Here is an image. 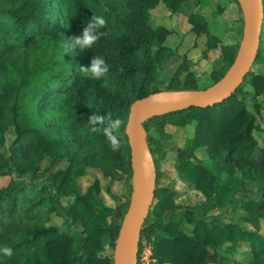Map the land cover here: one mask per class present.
<instances>
[{
    "label": "trees",
    "instance_id": "obj_1",
    "mask_svg": "<svg viewBox=\"0 0 264 264\" xmlns=\"http://www.w3.org/2000/svg\"><path fill=\"white\" fill-rule=\"evenodd\" d=\"M158 1L123 0L121 31L114 32L106 25L101 29L106 35L91 49L81 51L68 50L65 45L68 37L80 34L95 14L89 9L92 0H0V144L9 127L13 132L9 154L0 152V174L9 176L0 186V247H12L13 255L9 258L0 253V264H112L111 252L103 250L100 240L105 233L114 240L118 223L110 219L106 223V218L117 210L121 219L126 204L121 208L102 204L95 196L97 179L79 191L76 177L89 165L110 177L120 178L117 171H124L123 176L130 172L123 126L133 99L160 89L203 87L189 71L179 77L180 70L162 87L147 85L152 65L162 58L166 49L163 40L170 32L163 25L151 27L147 22L148 10ZM162 1L174 12L185 0ZM186 20L193 32L206 36L208 47L216 45L201 14L190 12ZM260 42L261 35L253 62L261 59ZM236 47L237 42L218 46L219 61L209 72L211 82L228 66ZM93 56L103 57L109 67L100 80L86 78L80 71ZM108 78L114 86L104 85ZM244 85L254 87L255 92L250 93L254 97L263 94L264 74L247 71L234 91L219 102L188 106L143 122L155 165V156L164 154L158 138L173 140L176 129L193 121L191 136L184 135L174 146V173L214 206L230 202L246 187L247 180L259 193L257 198L241 200L245 213L239 217L242 223L225 220L208 224L187 207L181 217L164 220V211L180 206L174 202L172 187L157 185L155 177L148 211L152 219L140 229L138 251L143 232L149 228L154 235L151 249L156 264H264V233L260 231L264 222V145L252 135L259 124L240 95ZM253 107L259 110L260 103L255 101ZM47 113L54 119L46 120L43 114ZM92 113L123 121L118 131L119 151H111L99 133H93V145L79 148L80 137L91 133L87 117ZM201 151L204 156H197ZM38 152L53 159L64 158L66 164L54 171L49 186L28 187L23 178L35 168ZM66 197L67 204H62ZM54 203L78 229L77 249L72 248V235L52 224L32 223L27 233L15 237L8 234V227L18 225L26 210L48 212Z\"/></svg>",
    "mask_w": 264,
    "mask_h": 264
},
{
    "label": "rangeland",
    "instance_id": "obj_2",
    "mask_svg": "<svg viewBox=\"0 0 264 264\" xmlns=\"http://www.w3.org/2000/svg\"><path fill=\"white\" fill-rule=\"evenodd\" d=\"M47 1V0H46ZM180 7L172 12L165 5L162 0H159L157 4L148 10L147 22L151 27H155L157 25H163L169 28L170 32L165 36L163 40L167 44L166 49L163 52L162 58L159 61H156L152 66L153 70L150 74V77L147 81V85H154L156 87H162L165 83L170 79L171 75L176 73L181 68H185V61L183 57L178 56L177 54L182 51V44L178 41L177 37L180 38V41L186 40L182 36V33L177 29H184L186 32V28H183L186 20V15L190 8H194L196 5L200 6L199 8L203 10L206 14L207 19H211V17H215L216 15L219 17L221 22L224 25H229L228 30H221L220 36L223 34H228L229 37H226V40L232 41V34L234 31V26L237 31V39L241 30V14L237 8V5L232 0L226 2V0H185ZM264 2V0H263ZM53 6L56 5L55 2L52 3ZM91 8H89L88 3L87 7L92 10L96 15H103L105 19L108 21L107 27L114 31H121V27L119 24L120 17L124 14L125 9L123 6V0H92L90 2ZM188 5H191L189 8ZM107 9V11H105ZM214 15V16H213ZM216 22V21H215ZM189 24V23H188ZM190 25V24H189ZM220 30V29H218ZM217 30V31H218ZM188 34V33H187ZM261 42H260V56L261 59L252 63L250 68L253 72H260L264 74V3H263V17L261 23ZM236 40L234 42H236ZM206 36L203 33L193 34V39L191 41V45H193V52L191 53L193 57L201 56V51L205 48ZM190 45V41H188ZM189 46L186 48V50ZM155 49V46H152V51ZM211 51V50H210ZM209 50L206 51V55H212V52ZM177 53V54H174ZM183 55L185 52H182ZM185 57V56H184ZM219 61V60H218ZM211 63V62H209ZM205 62V64H209ZM212 65V64H211ZM207 66H202L203 71ZM212 69L208 67L206 77L201 79L200 83L196 80L199 86H206L211 82V78L209 77V72ZM201 73L199 72L197 76L200 77ZM105 86H114L111 81L104 79ZM247 86H242L239 91L240 95L243 97L245 106L247 109L255 115V122L260 125L259 129H254L253 135L256 137L255 140L258 144L264 145V93L258 95L257 97L252 96L249 92L245 91ZM257 101L260 103L259 110H255L253 107V103ZM46 120L54 119V116L51 113L43 114ZM193 121L185 124L183 128L176 129L175 136L173 140L158 138L157 143L163 148L164 154L163 156H155V169H156V184L157 185H169L172 188H175V201L180 206V208H175L173 210H166L162 214V218L171 219L181 217L182 209L184 207L189 208L193 213L202 217L206 220L208 224H221L225 220H232L239 223H242V220L239 218L243 216L245 213L240 208V202L243 198L249 196L253 198H257L259 193L256 192L254 184L247 180L246 187L239 189V191L233 195L230 202L224 203L221 206H214L212 201L204 198L202 194H200L196 189L193 188L192 185L186 183L182 180L176 178L174 173V163H175V151L174 146L179 145L182 141L184 135L190 137L193 130ZM64 129H62L63 131ZM156 133V132H155ZM100 134V133H99ZM159 135L158 133L155 134ZM13 138V132L11 127H9L4 133V141L0 144V152L2 155L7 156L9 154V145ZM96 142V135L91 132L88 137L81 138L78 142L79 148L86 147L88 145H93ZM73 146L77 145V142H72ZM81 143V144H80ZM71 146V142L68 143ZM154 146V144H152ZM36 154L35 160L36 165L35 168L30 172L29 176H22L23 183L25 186L37 188L42 184H47L49 186L50 178L52 177L54 171L58 168L64 167L66 164V160L64 158L53 159L48 154L43 152H38ZM197 156L203 157L204 153L197 152ZM130 171V169H129ZM120 178L118 177H110L108 175H104L100 168L96 166H86L84 168L83 174L76 177V184L79 191H83L84 188L93 180L97 179L98 181V190L95 193L96 198L102 204L112 207L121 208L126 204L130 192V172H126L123 176L124 171L119 172ZM9 179L7 174H0V186H3ZM23 184V185H24ZM50 191L53 193L54 190L50 187ZM68 197L62 199V204H67ZM117 211V210H116ZM111 212L109 214L110 217L106 218V223L112 221L113 223L120 222L119 214L117 212ZM26 213L23 214L21 221L18 225L8 227V234L12 237L20 235L22 233H27L30 225L32 223H45L52 224L58 227L59 230H64L70 233L73 237L72 240V248L77 249L78 247V229L73 225H70L67 222V217L60 206L54 203V207L52 210L48 212H44L42 209H32L26 210ZM121 217V216H120ZM110 219V221H109ZM152 219V215L148 213L146 218L143 221V224H147ZM190 226V225H189ZM260 231L264 233V222L260 225ZM154 237L153 231L149 228H146V231L143 232V236L140 240L139 246V255H144L146 246H152L151 240ZM101 246L104 251L111 252V241L112 239L105 233L101 236ZM113 243V241H112ZM242 254V251H241ZM207 264H218L216 262H209ZM228 264V263H224Z\"/></svg>",
    "mask_w": 264,
    "mask_h": 264
},
{
    "label": "water",
    "instance_id": "obj_3",
    "mask_svg": "<svg viewBox=\"0 0 264 264\" xmlns=\"http://www.w3.org/2000/svg\"><path fill=\"white\" fill-rule=\"evenodd\" d=\"M241 14V30L232 60L218 79L194 89H160L133 99L123 126L129 148L130 192L110 253L112 264H137L140 229L148 215L155 187V165L146 141L143 122L155 115L206 106L226 98L241 82L254 61L261 30V0H235ZM159 97L155 100L154 97ZM148 152L150 159H144Z\"/></svg>",
    "mask_w": 264,
    "mask_h": 264
},
{
    "label": "clouds",
    "instance_id": "obj_4",
    "mask_svg": "<svg viewBox=\"0 0 264 264\" xmlns=\"http://www.w3.org/2000/svg\"><path fill=\"white\" fill-rule=\"evenodd\" d=\"M107 11V9H105ZM108 21L103 15L93 14L88 23L83 27L82 32L78 35L68 37L65 47L68 50L80 49L81 51L91 49V47L103 36L106 35L101 29L105 28ZM155 51V49H153ZM81 73L90 79L100 80L109 72L108 64L101 56H93L90 63L86 66L80 67ZM245 91L254 93L255 89L251 85L245 88ZM158 100L159 97H154ZM90 131L93 133H100L108 141V146L113 152L120 149L121 141L118 136V131L121 128L123 121L119 118L106 120L105 115L92 113L87 117ZM144 159L149 160L148 152L144 153ZM0 253L9 258L13 255V248L9 246L0 247Z\"/></svg>",
    "mask_w": 264,
    "mask_h": 264
},
{
    "label": "crops",
    "instance_id": "obj_5",
    "mask_svg": "<svg viewBox=\"0 0 264 264\" xmlns=\"http://www.w3.org/2000/svg\"><path fill=\"white\" fill-rule=\"evenodd\" d=\"M233 1V0H232ZM184 2H186V1H184ZM183 2V3H184ZM226 2H229V0H226ZM234 2V1H233ZM182 3V4H183ZM188 7L190 8L191 7V5H188ZM200 6H198V5H196L194 8L192 7V8H190V10L188 11V13H190V12H196V13H199V14H201L202 15V17H203V19L205 20V23H206V28H207V32L210 34V35H212V36H214L215 38H216V45L215 46H207V44H206V42L204 41V43H205V48L201 51V53H202V55L199 57V56H197V57H193V55L191 54L192 52H193V45H191V44H193V43H191V41H192V39H193V34L195 33V32H193L191 29H190V25L188 24V22L186 21L185 22V24L186 25H184V27L183 28H186V32L184 31V29H177L179 32H181L182 33V36L184 37V39L186 40V43L184 42V41H180V38L179 37H177V39H178V41L179 42H181L182 44H184V45H182V51H177V52H180V53H174V54H177L178 56H181V57H183V60L185 61V68H181L180 69V74H179V77H182V75H183V73L184 72H187V71H189V72H191L192 73V75L196 78V80H198L199 81V83H200V81H201V79L200 78H204V77H206L208 74H206V71L208 70V67L210 68V66H212L213 64H215L218 60H219V56H218V46L219 45H224V44H232V43H236V42H238V40H236L237 39V31H236V29L237 28H235L236 26H234V31H233V34H232V41H230V40H226V37H229V35L228 34H224V32H223V34L220 36V33H221V30L222 29H226V30H228V26L229 25H224L222 22H221V20L219 19V17L216 15L215 17H211V19H207V17H206V14H205V12L203 11V10H201L200 8H199ZM187 13V14H188ZM214 16V15H213ZM216 21V22H215ZM218 29H220V30H218ZM218 30V31H217ZM188 33V34H187ZM195 34H197V33H195ZM238 36H240V33H239V35ZM230 38V37H229ZM238 39H239V37H238ZM236 40V42H234ZM188 41H190V45L188 44ZM164 44L166 45L167 43L166 42H164ZM189 46V48L186 50V48ZM207 50H211L210 52H212V55L211 56H209V54L208 55H206V51ZM182 52H185V54L183 55V53ZM185 56V57H184ZM205 62H211V63H209V64H205ZM212 64V65H211ZM202 66H207L206 67V69L203 71V68H201ZM201 73V75H200V77L199 76H197L198 75V73ZM198 85V84H197ZM199 86V85H198ZM259 127H260V125H259ZM193 131V130H192ZM255 130L254 129H252V135H253V132H254ZM254 136V135H253ZM254 138H256L255 136H254ZM176 178H178L177 176H176ZM179 179V178H178ZM179 180H181V179H179ZM173 190H174V196H173V199H174V202L176 203V201H175V193H176V190H175V188H172ZM199 192V191H198ZM200 193V192H199ZM201 194V193H200ZM177 204V203H176Z\"/></svg>",
    "mask_w": 264,
    "mask_h": 264
},
{
    "label": "built area",
    "instance_id": "obj_6",
    "mask_svg": "<svg viewBox=\"0 0 264 264\" xmlns=\"http://www.w3.org/2000/svg\"><path fill=\"white\" fill-rule=\"evenodd\" d=\"M144 255H139L140 253L137 252V264H156L155 258L152 255L151 246H146Z\"/></svg>",
    "mask_w": 264,
    "mask_h": 264
}]
</instances>
